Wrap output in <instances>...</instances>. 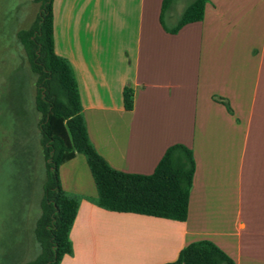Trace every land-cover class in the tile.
<instances>
[{
	"label": "crops",
	"instance_id": "1",
	"mask_svg": "<svg viewBox=\"0 0 264 264\" xmlns=\"http://www.w3.org/2000/svg\"><path fill=\"white\" fill-rule=\"evenodd\" d=\"M27 2L36 4L19 7ZM161 4L53 0V42L73 71L89 140L111 168L150 175L170 146L191 150L186 220L101 209L76 154L59 168L61 188L79 197L71 253L59 264H166L198 241L235 264H264V0H206L203 19L175 33L183 11L161 13Z\"/></svg>",
	"mask_w": 264,
	"mask_h": 264
},
{
	"label": "trees",
	"instance_id": "2",
	"mask_svg": "<svg viewBox=\"0 0 264 264\" xmlns=\"http://www.w3.org/2000/svg\"><path fill=\"white\" fill-rule=\"evenodd\" d=\"M176 0H162L164 13ZM39 5L35 19L16 33L29 71L35 76L33 108L39 115L36 127L44 163L40 215L34 237L37 256L26 264H59L71 253L69 232L75 220L79 197L65 192L59 168L76 154L87 163L98 197L95 204L106 211L133 213L173 221H185L192 186L194 160L191 150L170 146L150 175L123 173L111 168L89 140L77 83L68 61L58 56L53 42V0H34ZM206 0H193L182 12L175 33L186 24L203 19ZM22 86L11 95L8 81L0 83V101L20 105ZM123 107L133 105V90L124 87ZM227 109L228 106H227ZM166 264H235L209 241L193 242L183 248L175 261Z\"/></svg>",
	"mask_w": 264,
	"mask_h": 264
},
{
	"label": "rangeland",
	"instance_id": "3",
	"mask_svg": "<svg viewBox=\"0 0 264 264\" xmlns=\"http://www.w3.org/2000/svg\"><path fill=\"white\" fill-rule=\"evenodd\" d=\"M20 1L0 0V83L8 81L13 96L21 85L24 100L20 105L13 104L12 96L11 104L0 101V264H26L39 253L34 227L45 179L39 115L33 108L35 76L14 35L30 26L38 4L19 7ZM192 1L176 0L172 9L181 14Z\"/></svg>",
	"mask_w": 264,
	"mask_h": 264
}]
</instances>
